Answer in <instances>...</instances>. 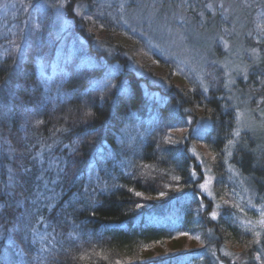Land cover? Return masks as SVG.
<instances>
[{"label": "trees", "instance_id": "obj_1", "mask_svg": "<svg viewBox=\"0 0 264 264\" xmlns=\"http://www.w3.org/2000/svg\"><path fill=\"white\" fill-rule=\"evenodd\" d=\"M48 1L25 3L39 10ZM59 1L74 18L79 50L58 61V75L49 83L42 69L52 67L61 41L49 28L34 31L35 11H22L19 18L27 44L8 49L9 41H0L7 50L0 54V104L8 107L0 108V189L13 185L6 198L11 207L0 212V264L18 262L10 240L23 241L31 198L26 173L41 148L62 174V194L51 196L48 219L62 238L74 237L43 264H264V156L254 137L239 132L238 93L228 89L223 70L209 65L203 84L189 80L148 47L141 27L123 25L98 0ZM251 1L264 24V0ZM255 46L264 68V38ZM250 68L239 86L257 109L264 104V83L255 75L256 64ZM137 69L150 80L170 82L160 102L145 94L150 83ZM201 119L208 126L195 133ZM147 120H153L148 139L121 160L119 135ZM175 130L177 139L171 140ZM93 174L97 181L91 185ZM206 174L214 177L212 198L201 188ZM244 198L253 210L238 205ZM174 213L181 218L178 227L154 223ZM241 218L254 232L241 227ZM169 239L170 254L155 255ZM185 242L196 245L185 250Z\"/></svg>", "mask_w": 264, "mask_h": 264}, {"label": "rangeland", "instance_id": "obj_2", "mask_svg": "<svg viewBox=\"0 0 264 264\" xmlns=\"http://www.w3.org/2000/svg\"><path fill=\"white\" fill-rule=\"evenodd\" d=\"M26 1L0 0V41H9V44H4H11L8 49L10 47L11 49L17 48L18 44H27L29 38H24L18 32L19 18L23 16L22 11L27 13L35 11L34 20L37 21V26L34 31L40 34L42 30L46 31L49 28L61 41L52 67L49 68V71H46V68L42 69V74L49 83L55 75H58V61L70 59L79 50L76 33H74V18L66 12L65 1L50 0L48 3L38 5L39 10L35 8V5L27 6ZM98 1L102 6H107L112 12L111 15L116 16L123 25L131 28H134L135 25L141 27L143 35L140 37L144 40L146 38L148 47L150 45L159 56H163L166 61L172 63L174 69H177L182 75L184 74L189 80H196L203 84L206 67L215 64V67L222 69L228 89L232 88L233 90L234 88L238 93L235 101L239 132L242 131V133L254 137L257 147H260L259 154L264 156V104H261L262 102L259 100L258 103L261 106L252 109L250 96L244 94L239 86L245 82L244 75L245 72L249 73L250 66L261 60L259 48H256L255 45L256 40L260 41L264 38V24H262L259 14L254 12L258 9L251 0ZM61 4L64 7H60ZM78 8L80 10V6ZM78 8H75V11H78ZM24 24L25 27H29L25 18ZM137 27L135 30L138 31ZM137 34L139 33L137 32ZM86 46L87 43L82 47ZM6 52L7 50L0 48V54ZM108 53L111 54V52ZM130 60L133 59L130 58ZM83 61L86 65L87 58H84ZM137 70L135 72L138 73V77L146 79L150 83L149 86L144 84L145 94H148L151 100L158 99L160 102L163 94L162 89H166L170 82H161L154 78L150 80L141 69ZM100 84L103 85L102 82ZM152 123L153 120L136 121L121 132L118 137L121 160L126 159L129 152H131L130 156H133V153L138 150L136 148L138 144L148 139ZM196 124L195 133H203L205 127L208 126L203 119ZM175 134H177L176 130L171 140L177 139ZM122 147L127 149L126 152ZM36 152L35 158L30 161L33 168H28L26 173L29 179L25 182L31 185L29 189L31 198L26 206L25 217L21 224L23 241L13 238L11 243L13 249L11 254L18 261L14 264H43L45 256L55 251H61L74 241L73 236L62 238L48 219V211L52 207L53 198L51 196L59 198V194H62L59 192L61 187L58 188L57 184L62 177L60 168L51 165L49 155L42 148ZM192 152L197 153L200 150L194 151L193 149ZM96 167L100 168L101 166L96 165ZM140 169L138 170L140 171ZM91 177L93 179H90L91 183H89L96 184V174ZM205 177L201 188L203 193L212 198L214 196L212 188L214 177L208 174ZM33 178H35L34 182ZM68 202L71 204V198ZM244 204L250 206L252 210L254 209L249 203H246L245 198L240 200L238 205L244 206ZM173 215L174 217L168 215L159 221L156 219L154 223L162 224L165 228L178 227L181 218L176 213ZM239 222L242 228L254 232L255 229L247 221L241 218ZM171 239L166 241L165 250L155 252V255L163 253L169 255ZM195 245V243L191 245V243L185 242L183 247L185 250H190ZM29 251H31L30 254ZM140 256L146 258L147 255L142 253Z\"/></svg>", "mask_w": 264, "mask_h": 264}, {"label": "snow or ice", "instance_id": "obj_3", "mask_svg": "<svg viewBox=\"0 0 264 264\" xmlns=\"http://www.w3.org/2000/svg\"><path fill=\"white\" fill-rule=\"evenodd\" d=\"M60 7H64V5L61 4ZM255 75H256L257 79L261 81V83H264V68H261L259 64H256ZM244 80H245V82H247V80H248L247 72H245ZM0 108H3L5 111L8 110L7 105L0 104ZM40 123H43V121H37V124H40ZM235 135L239 136V133L237 132V133H235ZM228 143H229V145H233L234 141L233 140H229ZM244 149H245V146L243 144H241V147H240L239 150H244ZM257 165H260L259 161H257L256 165H254V166H257ZM261 166H264V165H261ZM9 171H11V170H9ZM23 171H27V169H23ZM22 179H23V177H21V180ZM12 187H13V185L11 183H9V184H5L3 189H0V201H3V202H0V212H2V210L5 209V208L11 207V205L7 202L6 198L9 196V194H10L9 190ZM21 187H22V185H21ZM201 187H203V185ZM12 194H16V193H12ZM18 194L19 195H23V192H20ZM137 195H140V193H137ZM17 203H19V201H17ZM211 216H212L213 219H216V217H217L216 212H212ZM11 242H13V241L10 240V243Z\"/></svg>", "mask_w": 264, "mask_h": 264}]
</instances>
